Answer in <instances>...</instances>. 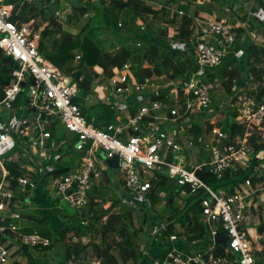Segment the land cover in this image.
<instances>
[{
  "label": "built area",
  "instance_id": "1",
  "mask_svg": "<svg viewBox=\"0 0 264 264\" xmlns=\"http://www.w3.org/2000/svg\"><path fill=\"white\" fill-rule=\"evenodd\" d=\"M11 1L0 0V49L16 66L11 71L10 83L4 88L0 114L5 108L15 107L14 101L28 85L30 105L37 115L30 121L14 122L17 128H10L0 120V264H16L14 256H24L26 246L29 247L26 254L30 255L37 250L48 253L53 248L51 237L38 231H24L17 223L26 209L19 203L30 204L38 184L47 179L56 197L66 199L76 211H85L93 203V190L103 183L106 169H114L106 162L114 156L119 157L118 168L122 172L118 179L119 198L124 203L132 198L148 201L154 189L152 180L159 173L175 181L181 193L200 197L204 236L187 242L184 232L172 233L161 244L167 245L161 251L164 256L156 258L154 264H259L257 254L264 251V229L260 230L264 220L261 215L264 209V149L256 151L250 140L256 130L264 129V70L260 98L247 93L236 102L231 99V106H236L238 112L236 121L245 128L243 134L231 136L218 122L206 129L204 122L211 110V91L223 86L218 67L234 54L238 35L230 21L198 14L193 17L190 36L194 48L193 67L184 75L171 78L173 72L170 71L168 75L154 73L139 79L133 64L126 62L98 88L112 94L117 102L111 106L123 103L120 108L127 104L132 107L123 115L120 111L116 121L98 126L94 118L90 120L82 111V104L90 101V95H86L83 102L75 101L82 79L65 74L41 51L43 31L49 21L41 15L28 21L16 19L18 11ZM40 1L47 8L52 2L53 6L58 5L56 18L68 12L66 0ZM256 1V18L264 22V0ZM179 13L184 15L182 10ZM138 25L145 28L142 19ZM178 44L190 49L185 42ZM74 60H81L80 52ZM94 68L98 73L103 72L102 68ZM164 78L170 81L162 86L154 81ZM175 79L179 81L178 87ZM161 95L165 98H158ZM142 101L145 102L135 109ZM198 120H202L200 129ZM60 123L76 136L73 149L82 155L76 168L54 176L56 163L63 156L60 149L66 143L63 140L56 144L54 140L56 134L52 126L57 130ZM169 123L174 124L170 128L176 129H169ZM13 133L28 138L30 144L26 147L32 152V160L38 168L26 158L13 159L9 155L17 144H22V140L16 142ZM178 133L184 137L180 138ZM188 146L208 150L210 158L196 165L186 163L185 157L178 153L186 154ZM255 160L258 163H254ZM11 163L23 172L14 175L9 167ZM203 168H208L217 179H222L228 170L238 168L247 170L249 176L231 192L222 187L214 188L202 179L198 171ZM115 178L113 176L111 181ZM69 191L71 193L67 194ZM164 195L162 192L161 196ZM251 217L256 220L251 227H246V220ZM168 221L169 217L161 224L160 231L155 232L156 236L163 235L161 231L166 230ZM222 234L229 236V245L216 242L217 236ZM206 236L210 240L207 246L203 243ZM181 242L188 243L190 251L182 248ZM219 245H223L224 254H216ZM142 252L149 257L147 250ZM95 263L101 264L99 259Z\"/></svg>",
  "mask_w": 264,
  "mask_h": 264
},
{
  "label": "trees",
  "instance_id": "2",
  "mask_svg": "<svg viewBox=\"0 0 264 264\" xmlns=\"http://www.w3.org/2000/svg\"><path fill=\"white\" fill-rule=\"evenodd\" d=\"M148 0H97L95 7L98 10L97 13H102L104 18V24L107 27L111 28L115 34L123 36V30L127 31L129 35L128 38L135 39L139 38L136 41V46H142V40L145 42H150L149 46H143L142 48H137V50L131 49L128 45H119L115 52L106 51L102 46L95 41L90 34L91 31L86 32V29L83 28L78 34H71L63 29L62 24L58 21V18L50 16L44 18L48 20L49 24L43 31V40L54 36L52 39V48L47 50L43 40L41 42V51L45 56L57 65L60 69L71 70V67L65 66L67 62L73 61L75 59L76 53H81V60L79 63V70L77 72L70 71L76 79H82L83 82L90 85L92 82H95L93 78L98 79V82H103L106 78H109L114 74L118 69L123 67L126 62H131L133 64V69L136 76L140 79L144 76H150L154 73L163 74V70L169 69L168 73L172 71L171 78H175L181 75H184L188 70L193 67L192 62V53H189V49H186V52H179L175 50H168L164 48L163 44L160 41L152 40L153 37H159L164 39L169 34V27H175L176 33L174 38L176 41H181L187 43L191 48H193V43L190 41V36L192 35V23L193 17L199 13V11H208L211 13L208 6L204 4H199L197 11L195 13L191 12L189 3H179L178 9H176L171 18H167L170 15L172 4L176 3V0H167L168 4H164L161 8H155L152 5L148 4ZM108 2V3H107ZM11 3L15 4V10L18 11L16 19L22 21H28L32 18H35L39 15L45 16V11L47 6L43 3L36 0H12ZM108 4L107 6L105 4ZM205 3V2H204ZM209 5V4H208ZM74 15L70 18H77V14L84 16L89 12V7L85 6L82 2L74 4ZM93 7V4L91 5ZM181 8V9H180ZM131 12V20H121L119 21L120 13L125 10ZM179 10L184 11V15L179 13ZM133 11V12H132ZM165 21V25L159 28L158 33L154 34L152 25L149 23L150 20H160V18ZM137 18H141L145 22V28L142 29L138 24V29L133 32L134 26L136 25ZM148 19H150L148 21ZM120 22L122 24L120 25ZM147 28V29H146ZM241 31L240 28L236 29ZM141 33V34H140ZM151 33V37H150ZM125 37V36H124ZM150 37V38H149ZM142 39V40H141ZM140 42V45L138 43ZM246 57L245 68H238L233 66H227L225 69L221 70L218 73L222 83L226 86L228 92H232V86L236 82L238 76L242 73L241 70H247L249 75L257 80H261V75L264 70V46H260L257 42L249 41L246 47ZM233 56V55H232ZM231 57V56H230ZM233 62L237 58L232 59ZM147 62V66H144ZM239 62V60L235 61ZM229 63V62H228ZM68 64V63H67ZM16 66L14 60L10 57H7L3 54L0 49V101L4 97V88L11 81V71ZM95 66H100L103 69L102 74L95 72L93 68ZM248 67V69H247ZM92 69V70H89ZM88 71V72H87ZM102 80V81H101ZM94 92V90H93ZM158 98L164 99L163 95ZM260 98V95L257 96ZM236 101L237 98L234 97ZM75 101L83 102V99L76 98ZM88 104H82L83 114L91 119H95V124L98 126L106 125L110 122L116 121L117 115L114 107L101 101L100 99L95 105L86 106ZM238 112L235 111L232 115L236 120ZM212 123H206V129L212 128ZM199 128V126H198ZM200 129V128H199ZM53 133L56 134V129L52 126ZM229 134L234 136L237 133L243 134L245 131L244 126L239 124L237 121L231 123L230 130L228 129ZM199 132V131H198ZM256 135L254 134L251 137V144L255 147L256 151L264 149V140L260 143L255 142ZM254 163H258V160H255ZM10 169L13 171L14 175H20L23 171L18 167V165L11 163L9 165ZM70 165L69 163L63 164L62 160H59L56 163L55 169L52 172L54 176L60 174H65L69 172ZM198 175L204 179L207 183L214 186V188H226L228 191H233L235 185L240 184L245 178L249 176L247 170L241 168L228 170L225 176L222 179H217L216 176L209 172L208 168H203L198 171ZM154 191L151 192L150 197L153 198V195L158 191L161 198V193L165 192L166 195L172 194L177 195L179 191H170L169 182L173 181L169 179L166 175L159 173L158 176L152 180ZM186 189L189 190L188 187ZM96 191V188L93 192ZM181 194V190H180ZM172 195L168 200V205L172 203ZM94 194L92 195V198ZM172 199V200H171ZM156 203V199L154 198ZM104 202V201H103ZM103 204L100 208H97V203H92L90 205V210L92 215L84 211L85 216L82 217L83 220L87 216H91L90 219L95 222H100V229L102 231V242L99 243H83L82 240L73 241L67 240L65 238L70 232H74L75 236H81V226H67L65 230L61 231L58 234V243L62 244L64 247L63 258L67 261H73L77 264H84L85 262V252H89L88 260L90 259L91 249L94 251L96 257L99 259L101 264H119L117 255L121 257L123 263L127 264L132 261L134 264H154L156 258H162L164 255L161 253V250L152 252L155 255L153 259H150L147 255H143V252L140 251L135 245L134 239L131 235V232L128 226L133 225L131 213L123 215L122 213L115 210V206L118 205V200H113L108 202V204L103 208ZM105 205V204H104ZM202 212L201 200L199 196H190L185 207L181 210V213L178 215L169 216V224L166 230H163V236L171 235L176 230V223H180L185 235H187V242L196 241L201 239L206 230L200 222ZM81 215V214H80ZM131 218V222L128 223L127 219ZM90 225V224H89ZM264 229V222L260 225V230ZM138 231L136 232V234ZM182 234V233H180ZM112 237L114 239L113 243L108 242V238ZM116 238H121L117 240ZM149 243V242H148ZM151 244V243H150ZM182 242L180 243V246ZM54 246V245H53ZM52 246V247H53ZM156 246V247H155ZM153 247L156 249L162 248L165 250V245H157L153 243ZM115 251L117 252L115 255ZM223 245H219L216 248V254H224ZM29 256V264H47L46 262H41L40 260L31 258ZM264 253H261V259L258 260V263H263ZM20 264V263H16Z\"/></svg>",
  "mask_w": 264,
  "mask_h": 264
},
{
  "label": "rangeland",
  "instance_id": "3",
  "mask_svg": "<svg viewBox=\"0 0 264 264\" xmlns=\"http://www.w3.org/2000/svg\"><path fill=\"white\" fill-rule=\"evenodd\" d=\"M36 1L41 2L40 0H36ZM66 1L69 4L68 12L66 14L62 13V16L58 17V21L62 24L63 29L65 31L75 35V34H78L81 30H83V28H85L86 32H89V31L92 32L90 34V36H92V38H94L95 41L98 42L102 46V48L106 51L115 52L116 49L118 48L117 46H119V45L121 46L123 44L128 45L129 48L134 49V50H137V48L138 49L142 48L143 46H146V45L149 46L150 42H145L144 40L141 39L142 40V46L137 47L135 43L137 40H139V38H135V39L134 38L133 39L128 38L127 35H129V34L125 30H123V32H122L123 36H121L119 34H115V32H113V30L111 28L107 27V25L104 24L105 22H104L103 14L97 13L98 10L96 9V7L94 5L95 3H91V2H97V0H66ZM89 1H91V2H89ZM166 1L167 0H148L147 2H148V4L152 5L155 8H161L164 4H168ZM182 1L183 2L185 1V3H189V5L191 6L190 7L191 12L197 11L199 4H204L205 6L208 5V2L204 3V2H202V0H176V3L172 4V9H171L170 15L167 18H171V16H173L174 11L176 9H178L179 3L183 4ZM222 1H224V0H222ZM226 1H228V0H226ZM79 2H82L83 4H85V6H88L89 12L84 16H80L79 14H77L78 19L70 18L71 16L74 15V6L73 5L77 4ZM52 3L48 4V8L45 11V16L41 14V16L43 18H47L50 16L55 17V15L58 13V9H59L58 5L56 4L53 6ZM107 3L105 4L106 6L108 5ZM92 4H93V7L91 6ZM222 4H223V2H222ZM226 4L229 5L228 3H226ZM70 8H71V10H70ZM230 8H232L231 11H234V9H235L234 6H232ZM128 10L129 9L125 10L124 12H122V14L120 13L119 21L124 20V19L131 20L130 16L132 14ZM210 11H211V9H210ZM205 12H208V11H205ZM208 13H209V15H207V16L209 17L211 13L210 12H208ZM162 18L163 17H161L160 20L148 19V21L150 20L149 23L152 25L151 30L154 32L153 35L159 34L158 33L159 28H161L162 26L165 25L164 24L165 21L162 20ZM140 19L141 18H137L136 25L139 24ZM40 20H41V18H40ZM230 23H231V21H230ZM174 28L175 27H173V26L169 27V34L164 39H161L159 37H153L152 40L153 41L154 40L160 41L163 44L164 48H166L168 50L186 52V48L184 46L180 47L178 44V42L179 43H183V42L176 41L175 39H173L175 36L174 35L175 31H176V29H174ZM137 29H138V25L134 26V29L132 31L135 32ZM129 36H131V35H129ZM53 37L54 36H50L49 38L43 40V43H44L45 47L47 48V50H51V48H52ZM150 37H151V33H150ZM251 41L256 42L254 37H252ZM193 49L194 48L189 49L190 51H188V52L193 54ZM229 57L226 60L227 61L230 60V62L233 61ZM238 59L241 60V56H239ZM235 61H237V60H235ZM67 63L65 64V66L67 65V66L71 67V70H69V69L65 70L64 69L63 72L65 74L69 75V74H72L70 71L77 72L79 70L78 66H79L80 60H73V61H70ZM131 63H132V61H131ZM224 63L222 64V66L218 67L219 71L224 69ZM226 65H225V68H226ZM245 65L246 64L244 63V59H243V60H241V62H236V63L232 64L231 66H233V67L235 66V67L244 69ZM144 66H147V62L145 63ZM247 69H248V67H247ZM89 70H92V69H89ZM93 70L95 72H99L95 68H93ZM98 70H101V69H98ZM168 71H169V69L163 70V74L168 75ZM241 71H242V73L238 76L236 82L232 86V92L231 93L228 92V90L224 84L220 89H216V90L211 91V98H212L211 110L209 111L208 115L206 116L208 119L204 121L205 123L208 124L209 120L211 119V123L218 122L219 126H221L225 131L229 132L228 129L230 130L231 123L236 122V120L233 118V115H232L236 111V106L235 107L231 106V104H230V103H232L231 99L236 97L238 100L240 96H243V95L247 94L248 92L254 93V92L260 91V82H255V81H258L257 79L248 81V76H249L248 71L247 70H244V71L241 70ZM99 74H102V73H99ZM96 78L95 79L93 78V80L95 82H92L90 90H83V89L79 88V94H78L79 99H81V100L83 99V101H84L85 96L90 95V101L87 102L88 105H86V106L95 105L98 102V100L100 99L98 90L96 91L98 94V96H97V94L95 92H93V89L94 88L99 89L98 86L100 85V83H103V82H96ZM154 81H155V83L160 84L162 86L166 82L170 81V78H164L162 80H154ZM175 81H176V85L178 87L179 86L178 79H175ZM28 91H29V86L28 85L24 86V90L20 94V97L17 101V106L12 108V109H6L5 108L2 111V113L0 114V120L5 122L8 127L17 128V125H15L14 122L21 123L22 121H30L32 119V116L35 117L37 115V113L33 110V107L30 105L31 97H30V93L27 94ZM100 91L104 92V94H105L103 96V98H104L103 102L109 103L110 105H114L115 102H117L116 100L113 99L112 94L109 91L102 90V89ZM144 93H146V92H144ZM144 93H142V94H144ZM144 102L145 101L139 102L135 106V109H138L140 107V105ZM120 104H123V103H119V105ZM119 105L113 106L114 110L116 111V115H118L120 113V111H122L121 113L123 115L128 111L129 108L132 107L130 104H127V107L123 106V108H120ZM201 121L202 120H198V122H197L198 126L201 125ZM172 125H174V124L169 123L168 128L175 130L176 127L170 128V127H172ZM254 134L256 135V137H255L256 143H260L261 141L264 140V129L256 130L254 132ZM178 135L180 138L184 137V135L182 133H178ZM13 136H14L17 143L19 142V140H22V144L21 145L17 144L15 149L12 150L9 153V155H11L13 157V159H19V158L24 159V158H26L27 160H30V163L33 166L38 168L37 164L35 162H33V160H32L33 159L32 152L30 150H28V148L26 147L30 144V142L28 141V138L23 137L22 134H15V133H13ZM75 138H76V136L72 132L68 131L63 124L60 123L57 126L56 137L54 138L56 144H60L63 140L66 141V143L62 147L64 149H62V148L60 149V152L62 155H63V152L66 150V148H69L68 151L73 153L75 158L78 157V152L73 149V144L75 142ZM178 155L184 156L186 163L192 162L195 165L210 158L208 150L204 149L202 151L200 146H194L192 148H189V146H188V150H187L186 154L184 152H182V153H178ZM36 156L38 158V154ZM69 158L71 159V156H69ZM38 159L41 162H44V159H42L40 157ZM68 161H71V160H68ZM21 162H23V160ZM102 165L104 166V163H102ZM106 173L107 174L112 173V175H114L118 179L122 175V172L120 171L119 168L107 169ZM47 183L48 182L38 184V188H39V186L42 187V189L47 190V192L49 194V199H50V202L48 203L49 208L46 211L48 216L53 217L54 220H56L58 222H61V220H60V216H61L62 220L65 221L64 225L66 227L68 225L66 215L68 214L69 218H74V219H71L73 221L71 224L74 223L73 226H77V224H79L81 226L82 231H80V232H81L82 236L83 235L85 236V239H84L85 243H90V242L95 243L96 242V243L100 244L102 242V235H101L102 231L100 229V225H101L100 222L101 221H99V222L92 221V219H90L91 218L90 215L87 216V218H85L86 220H83L82 216L80 214H78V211H76V209L71 207V205L68 203V201L66 199H62V198L56 197L54 195L53 191L51 190L50 186ZM113 183L114 182H112L110 180V182L108 183L109 185H106L105 182H103L101 184V191H102L101 193L102 194L100 193L99 195H100V198L102 199V201H97L98 204H100L97 206V208H100L102 206V203H104L103 201L107 200L108 198H111L112 200H115V199L118 200V205L115 206L114 211H118V212L122 213L123 215L131 213L133 225L132 226L129 225L128 228H129L131 235L134 239L135 245L138 248H140L141 252L144 250H147L149 252L150 259H153L154 258L153 256L155 254L152 252H156L157 250H161L160 247H159V249L154 248L153 243L155 242L157 245H160L164 241H166L167 238L169 237V235H166V236L162 235L161 236L160 233H159V236H156L155 232L160 231L161 224L165 223L166 219L170 215L171 216L172 215H178L181 213V210L185 207V205L188 201V197H190L191 195H186L184 193L180 194L181 187L179 185H177L175 181H170L169 182V185L171 188L170 191H175L177 189L176 191H179L176 193L177 195H172V194H168V195L165 194L164 196L160 195L161 198H158V200H157V195L159 196V193L157 191L153 195V198L150 197L148 201L145 200L144 198H140V199L132 198V200L130 202L124 203L120 200L119 192H117V189H116V191H114V190L111 191V189H112L111 186L114 188ZM45 184L48 185L47 188L45 187L46 186ZM98 191H99V189H98ZM171 195H172L173 200L171 199L172 203L168 205V200L170 199ZM31 197H32L33 201H35V197H33V195ZM154 198L156 199V203H154L155 202ZM19 204H20V206L24 205L25 208H28L30 206L29 203L23 204L20 202ZM105 206L106 205L103 204V208H105ZM85 211L92 215V211L90 210V208H86ZM24 213L25 212H23V214ZM32 213L37 214V212H32ZM76 219H77V222H76ZM255 220H256L255 217H251L250 220L247 219L245 226L251 227L253 225V221H255ZM51 222L52 221H47L44 225L39 227L37 229V231L51 237L52 239H55L54 243H53L54 248L52 250L53 256L51 259H52V261H54L55 257L61 256V257L56 258L57 262L59 264H61L63 261L62 256L64 255V247L62 245L63 243L61 245H59V243L57 241V239H58L57 229L55 228V225H53ZM127 222L130 223L131 218H128ZM177 224L180 225V227H177L176 230H177V232L181 233L183 231V228H182L180 223H176V225ZM154 225H156V226H154ZM137 231H138V233L136 234ZM82 236H79V237L81 238ZM71 239H73V237L66 236L65 242H68L67 240H71ZM116 239L120 240L121 238H116ZM204 241L205 242H203V243L205 246L210 244V240L208 239L207 236L204 238ZM108 242L113 243L114 239L112 237H109ZM166 246L167 245H165V247ZM55 250H56V252H55ZM32 251H33V249H32ZM116 253L117 252L115 251V255H117ZM88 256H89V252H88ZM17 257L18 256H15V258H17ZM117 258L119 260V264H125L122 262L120 256L117 255ZM260 259H261V254L259 253V254H257V260H260ZM87 260H88V258H87ZM87 260L85 261L86 263H84V264H96L95 262L98 260V258L96 257V255L92 249L90 251V259H89V261H87ZM16 262H18V261H16ZM127 264H134V263L132 261H130Z\"/></svg>",
  "mask_w": 264,
  "mask_h": 264
},
{
  "label": "crops",
  "instance_id": "4",
  "mask_svg": "<svg viewBox=\"0 0 264 264\" xmlns=\"http://www.w3.org/2000/svg\"><path fill=\"white\" fill-rule=\"evenodd\" d=\"M202 2H208L209 5H207V6L209 8H211V14L209 16V17H211V19H214V18L228 19L229 21H231V24L235 27V30H236V28L237 29L240 28V30H241V31L236 30L237 35H238L237 42H236V45L234 48V54H233V56L229 57L230 59L237 58V60H239V62H241V60H243V58H245L247 55L246 47H247L249 41L252 40V37L255 38V41L260 46H264V22L262 20H259L258 18H256V13H255V10H257V8H258V4H257L258 1H256V0H228V1H226V0H224V1H222V0H202ZM222 2H223V4H222ZM226 3H228L229 5H227ZM232 6H234V8H235V9L233 8L234 11H231L232 8H230V7H232ZM192 13H195V11H193ZM198 15H201V16L206 15L207 16V15H209V13L205 12V10H204V11H199ZM239 56H241V60L238 59ZM228 62H230V60L225 61L224 68ZM244 62H245V60H244ZM234 63H236V62H234ZM234 63H233V61H231L230 63H228L226 65V67L231 66ZM254 79L255 78L253 77V75L248 76V81L254 80ZM255 82H260V80L255 81ZM97 90H98L101 101H103L104 100L103 96L105 95L104 92L100 91L101 90L100 88ZM97 90H95V92ZM260 92H261V89L259 92H254V93L248 92V93L253 94L255 96H258L261 94ZM96 94H97V92H96ZM97 96H98V94H97ZM68 150H69V148H66V150L63 152V156H62L61 160H62L63 164L69 163L70 170L71 169L73 170L74 168L77 167L82 153L77 151L78 157L75 158L73 153H71ZM69 156H71V159L69 158ZM68 160H71V161H68ZM101 165H102V163H101ZM113 176L114 175H112V173L107 174L105 171L103 182H105L106 185H109L108 183L110 182V180ZM44 182H48V180H45ZM119 185H120V181L118 180V178H115L114 183H113V186L115 189L111 186V188H112L111 191H113V190L116 191V189H117V192H120ZM95 187H96V191H94L92 193V195L94 194V197L92 198V200L94 203H97V201H102V199L100 198V195H99L102 192L101 191V184L99 187H97V186H95ZM36 189H35L34 194H33V197H35V201H33V199H31L30 206L25 209V211H24L25 213L23 214V217L21 219L17 220V223L22 227V229L24 231L33 232V231H37V229L39 227H41L42 225H44L47 221H52L51 223L53 225H55V228L57 229V234H59L61 231L65 230V225H64L65 221L62 220L61 216H60L61 222H58V221L54 220L53 217L48 216L46 211L49 208V205H48V203L50 202L49 194H48L47 190H45V189L43 190L42 187H40V186L37 190ZM98 189H99V191H98ZM112 201L113 200L111 198H108L107 200L104 201V204L107 205L108 202H112ZM83 211L84 210L78 211V214H81L82 217L85 216V213ZM32 212H37V214H33ZM262 214L264 216V209L261 212V215ZM66 219L68 222L67 226H69L73 222L71 219H74V218H69V216L67 214ZM76 222H77V219H76ZM263 222H264V220L262 221V224H263ZM73 224H71V225L73 226ZM78 225L79 224H77V226ZM177 227H180V225L177 224L176 228ZM43 235H45V234H43ZM45 236H47V235H45ZM67 236L73 237V239H72L73 241L82 240V242L85 243L84 242V239H85L84 235L83 236L81 235L82 237L80 238L79 236H75L74 232H70V233H68ZM53 240H55V239H53ZM59 245H60V243H59ZM181 246H182V248H184L187 251H190V249H191L189 247V244L185 243V242L182 243ZM53 248H52V250H53ZM52 250L48 253H44V252L37 250V251L32 252V254L30 256L33 259L40 260L41 262H46L47 264H59L57 262L56 258L61 257V256L55 257L54 261H52V259H51L53 256ZM162 250L163 249L161 248V251ZM55 252H56V250H55ZM263 253H264V251L262 252V254ZM62 259H63V261L61 264H73L74 263L73 261H67L66 259L63 258V256H62ZM15 261H18L17 263H20V264H29V256H28V254L25 253L24 257L21 256V257L15 258ZM74 264H77V263H74Z\"/></svg>",
  "mask_w": 264,
  "mask_h": 264
},
{
  "label": "water",
  "instance_id": "5",
  "mask_svg": "<svg viewBox=\"0 0 264 264\" xmlns=\"http://www.w3.org/2000/svg\"><path fill=\"white\" fill-rule=\"evenodd\" d=\"M79 86L81 89L83 90H90V85H88L87 83L83 82V81H79ZM17 99L14 101V106L16 107L17 106ZM106 162L108 163V165L111 167V168H118L119 167V157L118 156H114L112 158H108L106 160ZM71 191H69L67 194H70ZM216 242L217 243H224L225 245H229L230 243V238L227 234H222L220 236H217L216 238ZM23 250L27 253L29 251V247H24ZM85 261L87 260L88 258V252L86 251L85 252Z\"/></svg>",
  "mask_w": 264,
  "mask_h": 264
},
{
  "label": "clouds",
  "instance_id": "6",
  "mask_svg": "<svg viewBox=\"0 0 264 264\" xmlns=\"http://www.w3.org/2000/svg\"><path fill=\"white\" fill-rule=\"evenodd\" d=\"M95 67H98V68H102V67H100V66H95ZM225 69V68H224ZM220 77V76H219ZM100 84H102V83H100ZM91 88V87H90ZM95 89L96 88H94L93 90H94V92H95ZM96 93V92H95ZM153 191H154V189H153ZM84 212V211H83ZM26 252L24 251V254H25ZM28 253V252H27ZM17 263V262H16Z\"/></svg>",
  "mask_w": 264,
  "mask_h": 264
}]
</instances>
